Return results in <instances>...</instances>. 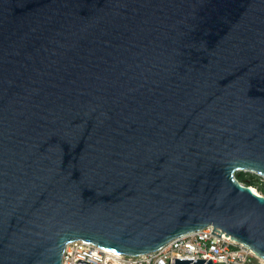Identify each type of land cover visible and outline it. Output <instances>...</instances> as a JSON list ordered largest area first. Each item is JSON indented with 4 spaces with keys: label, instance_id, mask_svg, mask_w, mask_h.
Returning a JSON list of instances; mask_svg holds the SVG:
<instances>
[{
    "label": "water",
    "instance_id": "1",
    "mask_svg": "<svg viewBox=\"0 0 264 264\" xmlns=\"http://www.w3.org/2000/svg\"><path fill=\"white\" fill-rule=\"evenodd\" d=\"M238 171L264 177V0H0V264L209 225L264 259Z\"/></svg>",
    "mask_w": 264,
    "mask_h": 264
},
{
    "label": "built area",
    "instance_id": "2",
    "mask_svg": "<svg viewBox=\"0 0 264 264\" xmlns=\"http://www.w3.org/2000/svg\"><path fill=\"white\" fill-rule=\"evenodd\" d=\"M225 234L209 225L139 255L118 254L84 240H75L67 244L63 264H77L80 259L91 264H170L171 258L212 259L215 264H264V259L249 246Z\"/></svg>",
    "mask_w": 264,
    "mask_h": 264
},
{
    "label": "rangeland",
    "instance_id": "3",
    "mask_svg": "<svg viewBox=\"0 0 264 264\" xmlns=\"http://www.w3.org/2000/svg\"><path fill=\"white\" fill-rule=\"evenodd\" d=\"M249 180H253L257 183L256 186H252L258 190L259 193L263 194L260 187L264 185V177L253 172H246Z\"/></svg>",
    "mask_w": 264,
    "mask_h": 264
},
{
    "label": "trees",
    "instance_id": "4",
    "mask_svg": "<svg viewBox=\"0 0 264 264\" xmlns=\"http://www.w3.org/2000/svg\"><path fill=\"white\" fill-rule=\"evenodd\" d=\"M247 174H248V173H246V172H244V171H238V172L236 173L238 179H239L240 181H242L243 183H245L246 185L256 186L257 183H256L255 181H253V180H249L248 177H247ZM260 190H261V191L263 192V194H264V185L260 187Z\"/></svg>",
    "mask_w": 264,
    "mask_h": 264
},
{
    "label": "bare ground",
    "instance_id": "5",
    "mask_svg": "<svg viewBox=\"0 0 264 264\" xmlns=\"http://www.w3.org/2000/svg\"><path fill=\"white\" fill-rule=\"evenodd\" d=\"M254 190H256L258 192V190L256 188H254ZM259 193V192H258Z\"/></svg>",
    "mask_w": 264,
    "mask_h": 264
}]
</instances>
